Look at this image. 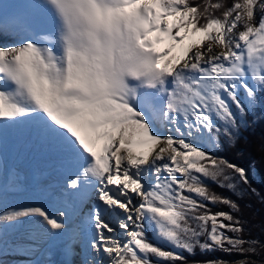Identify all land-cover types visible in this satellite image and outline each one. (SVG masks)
Masks as SVG:
<instances>
[{
  "label": "snow or ice",
  "instance_id": "snow-or-ice-1",
  "mask_svg": "<svg viewBox=\"0 0 264 264\" xmlns=\"http://www.w3.org/2000/svg\"><path fill=\"white\" fill-rule=\"evenodd\" d=\"M258 105L264 0L0 2V264L255 254L241 220L210 207L238 204L205 181L249 184L211 149L234 147ZM20 146L54 157L57 179L9 167Z\"/></svg>",
  "mask_w": 264,
  "mask_h": 264
},
{
  "label": "trees",
  "instance_id": "trees-1",
  "mask_svg": "<svg viewBox=\"0 0 264 264\" xmlns=\"http://www.w3.org/2000/svg\"><path fill=\"white\" fill-rule=\"evenodd\" d=\"M191 2L195 6L198 3H204L205 0H191ZM212 2H219V0H212ZM262 109H264V105L256 107L255 117L251 112L248 113L246 116L247 127L244 125L240 127L234 147L225 141L221 150L213 149V152H216L219 157L250 169L249 184L240 185L239 181H235L237 187L233 191L222 186L226 183L222 178L218 183L205 181L211 192L230 198L239 206V210L236 211L223 204L210 205L212 210L231 211L243 224L244 231L239 236L248 241H258L252 245L256 248L255 254H244L247 257L245 260L247 264H264V147H262V142H264V111ZM254 119L255 123H253ZM249 246L250 244L244 245L245 248ZM215 255L226 259L240 256L236 253L232 255L216 253Z\"/></svg>",
  "mask_w": 264,
  "mask_h": 264
},
{
  "label": "bare ground",
  "instance_id": "bare-ground-1",
  "mask_svg": "<svg viewBox=\"0 0 264 264\" xmlns=\"http://www.w3.org/2000/svg\"><path fill=\"white\" fill-rule=\"evenodd\" d=\"M0 2H13V0H0ZM17 2H19V0H17ZM51 15L52 14L49 13V16ZM217 50L219 51V49ZM7 164L9 167L18 168L23 172L30 173L34 168H38L41 171L49 173L48 177L43 181L44 183H50L58 177V173L54 171V157L37 154L33 150L26 149L23 146L9 150ZM41 197L43 198L42 200L47 201L45 200L47 197ZM53 252L54 254L51 257L53 260H58L61 258L59 255L58 243L53 246ZM21 259H23V257H21Z\"/></svg>",
  "mask_w": 264,
  "mask_h": 264
},
{
  "label": "rangeland",
  "instance_id": "rangeland-1",
  "mask_svg": "<svg viewBox=\"0 0 264 264\" xmlns=\"http://www.w3.org/2000/svg\"><path fill=\"white\" fill-rule=\"evenodd\" d=\"M217 14L219 15V13H217ZM209 147H211V146H209ZM211 150L213 151V149H211ZM233 182H235V181H233ZM40 199L42 200L43 198L40 197ZM45 200H47V198ZM49 205L51 206L50 202H49ZM150 236H151V233H150ZM77 251H79V248H77ZM216 256H218V255H216ZM9 259H15V258L14 257H9ZM224 259H226V258H224ZM246 259H247L246 256L240 255L239 257H235V258H232V259H226V260L229 262V264H240L241 262L245 261Z\"/></svg>",
  "mask_w": 264,
  "mask_h": 264
}]
</instances>
